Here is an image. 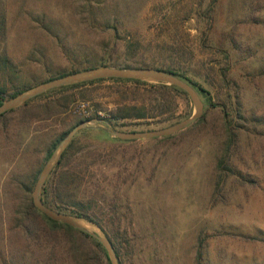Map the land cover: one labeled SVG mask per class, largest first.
I'll return each mask as SVG.
<instances>
[{
	"label": "rangeland",
	"instance_id": "obj_1",
	"mask_svg": "<svg viewBox=\"0 0 264 264\" xmlns=\"http://www.w3.org/2000/svg\"><path fill=\"white\" fill-rule=\"evenodd\" d=\"M127 65L182 74L218 106L200 98L203 119L170 138L123 141L92 123L46 179L50 197L87 211L122 264H264V0H0L7 97L70 71ZM159 97L104 81L0 118V264H83L84 253L106 264L89 242L73 241V257L39 219L37 235H24L21 220L48 149L76 119L110 124L117 105ZM168 105L164 122L113 129L157 130L194 111L187 95Z\"/></svg>",
	"mask_w": 264,
	"mask_h": 264
},
{
	"label": "water",
	"instance_id": "obj_2",
	"mask_svg": "<svg viewBox=\"0 0 264 264\" xmlns=\"http://www.w3.org/2000/svg\"><path fill=\"white\" fill-rule=\"evenodd\" d=\"M103 79L134 80L151 84L175 86L182 90L189 97L194 109L192 115L185 120L162 129L149 131L121 132L114 130L111 124L103 123L101 120H84L71 128L65 134L38 175L32 191V203L34 207L47 218L89 235L98 241L104 248L110 264H120L112 242L102 232L97 224L85 218H79L69 214L57 212L45 206L41 199L42 188L49 174L58 164L62 154L67 149L75 134L83 129H86L92 123L100 124L111 137L123 141H132L149 140L171 136L196 122L203 115L204 104L194 88L179 77L160 69L145 67L103 66L70 73L62 77H57L21 92L15 97L2 102L0 105V116L10 110L19 108L29 100H32L47 91L60 87L72 86ZM85 225H88L89 228H87Z\"/></svg>",
	"mask_w": 264,
	"mask_h": 264
},
{
	"label": "trees",
	"instance_id": "obj_3",
	"mask_svg": "<svg viewBox=\"0 0 264 264\" xmlns=\"http://www.w3.org/2000/svg\"><path fill=\"white\" fill-rule=\"evenodd\" d=\"M124 67L152 68V67L145 66V65H137V66L136 65H127ZM93 68H95V67H93ZM89 69H92V68H89ZM155 69L164 70L166 72H169V73L179 77L183 81L187 82L190 86H192L194 88V90L197 92V94L199 95V97L201 99H205L210 107L215 108L218 106L212 102L209 92L205 88H203L198 82H196V81H194V80H192V79H190V78H188L182 74L174 72L172 70H165V69H161V68H155ZM84 70H87V69H84ZM78 71L79 70L70 71L68 73L59 75L57 77H62L64 75L74 73V72H78ZM57 77H53L51 79H54ZM51 79H48V80H51ZM48 80H46V81H48ZM104 81H112V82L124 83V84H133L134 86L142 87L143 89H145V92L147 94L148 93L149 94L159 93V95H160V97H159L160 99L158 98V100L161 101V105L160 104L154 105V104H152L151 101H148L147 104L142 103L140 105H127V106H123L122 104L117 105L115 112L113 114H111L112 116L109 117L110 119L107 120L108 122H110V124L112 125L113 128H116V127L121 126V125H125V124H123L124 123L123 121H139L137 123H145V124L164 122L167 119V118H164V116L166 115L167 117H169L168 113L170 111L169 110L170 106L168 105V103H171L172 100L174 99V97H176L177 95L186 96V94L182 90L178 89L175 86H168V85H163V84H151V83H145V82L134 81V80L103 79V80H96V81L72 85V86L60 87V88H56V89L47 91V92L41 94L40 96H38L32 100H29L28 102H26L25 104H23L20 107H27L29 105V103L33 102L34 100L46 97L52 93L62 92L65 90H70V89H77L80 87L93 85V84L104 82ZM21 92L22 91L15 92L12 95H10L9 97H7L5 90L3 88H0V105L2 104L3 101H6L12 97H15L16 95H18ZM14 111H15V109L10 110V111L6 112L5 114L12 113ZM5 114L1 115L0 118H2ZM204 115H205V109L203 111V115L197 120V122L200 121L201 119H203ZM85 120H86V118H85ZM82 121H84L83 118L76 119L73 126H71L69 129H67L65 132H63L57 138V140L51 144V146L48 149L47 154H46L47 160L49 159V157L51 156L52 152L55 150L57 145L60 143V141L63 139L65 134L71 128H73L77 124L81 123ZM120 122H121V124H119ZM171 125H173V124H170L169 126H171ZM166 127H168V126H166ZM170 137H172V135L167 136V137H163V138H170ZM73 142H74V139L71 140L70 144L68 145L67 149L62 154L58 164L54 167V169L59 167L60 165H62L65 158L69 155V152L73 146ZM54 169L52 170V172L54 171ZM48 178H47V180H48ZM46 183L47 182H45V184L42 188V192H41V199H42V202L45 206H47V207H49V208H51L57 212H60V213L69 214L71 216H75V217H79V218H85L91 222H94L98 226H100V224L91 215H89L87 211L81 210V209H75L72 211H67L63 203L59 204V203L55 202L52 199V197H50L49 191L46 190V187H45ZM23 216H24L23 217V223L21 220V224H22L21 228H22L23 233H25L24 235L36 236L37 235V229L35 230V228L37 227V222L39 220H41L45 225V230H46L47 235H49L53 238H56L59 235L67 238V240H68L67 243H68L69 250H70L69 252L76 259L79 260V258H77V252H81V250H79V248L78 249L75 248L73 241H77V242L82 243V244H87L89 242L90 244L95 246L98 249L99 254H101L105 258L106 264H110L104 248L101 246V244L98 241H96L95 239H93L92 237H90L89 235H87L85 233H82L80 231H77V230L69 227V226L63 225L59 222H55V221L47 218L46 216L41 214L34 207V205L32 203V198H30L28 208L25 211V214ZM113 246H114V244H113ZM114 249H115V247H114ZM115 251H116V254L118 256L119 263L122 264L118 251L116 249H115ZM81 255H78V257H80V259H81V262L83 264H87L89 261L87 255L85 253L81 254Z\"/></svg>",
	"mask_w": 264,
	"mask_h": 264
}]
</instances>
